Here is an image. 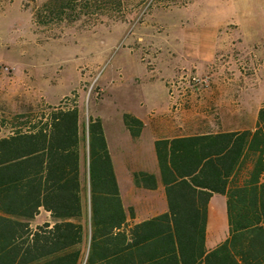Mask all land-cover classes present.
Masks as SVG:
<instances>
[{
    "label": "trees",
    "instance_id": "trees-1",
    "mask_svg": "<svg viewBox=\"0 0 264 264\" xmlns=\"http://www.w3.org/2000/svg\"><path fill=\"white\" fill-rule=\"evenodd\" d=\"M104 3L50 0L34 19L76 21ZM124 117L129 127L142 126ZM2 131L0 264H264V107L254 132L174 140L169 151L168 141H158L168 211L135 225L100 119L82 121L78 106H48L4 116ZM135 181L156 186L146 172ZM217 194L226 196L229 230L208 250ZM42 211L50 221L33 227Z\"/></svg>",
    "mask_w": 264,
    "mask_h": 264
},
{
    "label": "rangeland",
    "instance_id": "rangeland-1",
    "mask_svg": "<svg viewBox=\"0 0 264 264\" xmlns=\"http://www.w3.org/2000/svg\"><path fill=\"white\" fill-rule=\"evenodd\" d=\"M48 1L0 0V120L78 106L82 121L104 122L114 152L141 151L148 168L154 160L149 132L134 138L123 122L125 114L142 113L145 75L161 70L148 66L151 56L143 60L137 41L183 36L188 20L207 13L224 21L225 36L264 45V0H103L76 21L39 25L35 11ZM140 158L130 160L132 171ZM211 216L210 243L218 245L229 230L226 196H213ZM47 219L43 212L32 226Z\"/></svg>",
    "mask_w": 264,
    "mask_h": 264
},
{
    "label": "crops",
    "instance_id": "crops-1",
    "mask_svg": "<svg viewBox=\"0 0 264 264\" xmlns=\"http://www.w3.org/2000/svg\"><path fill=\"white\" fill-rule=\"evenodd\" d=\"M248 3L243 10L250 13ZM215 16L204 13L192 17L184 27L183 36L140 38L137 41L143 60L151 56L153 59L148 66L159 65L161 72L160 75L155 73L156 76L145 75L142 113H129L140 120L142 126L133 124L129 127L125 119L123 123L134 138H141L149 132L154 156L151 168L142 162L141 151L136 152V156L123 148L114 152L106 125L102 122L124 205L133 209L128 218L130 225L168 211L167 185L156 148L158 141H168L169 151L174 140L258 129L259 113L264 107V45L252 43L249 38L225 36V23ZM193 77L200 82L193 81ZM202 80L207 84L203 85ZM221 155L218 152L213 157ZM134 157H141L136 171L129 167ZM140 172L154 175V189L143 182L136 183L135 174ZM45 213L48 219L37 225L50 221V214ZM211 217L210 202L208 250L220 244L210 243Z\"/></svg>",
    "mask_w": 264,
    "mask_h": 264
},
{
    "label": "built area",
    "instance_id": "built-area-1",
    "mask_svg": "<svg viewBox=\"0 0 264 264\" xmlns=\"http://www.w3.org/2000/svg\"><path fill=\"white\" fill-rule=\"evenodd\" d=\"M192 80H193V81H196V82H200V80L197 79V78H195V77H193ZM202 84H203V85H206L207 82H206L205 80H202Z\"/></svg>",
    "mask_w": 264,
    "mask_h": 264
}]
</instances>
